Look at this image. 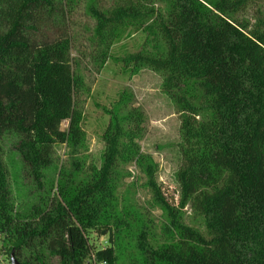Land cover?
I'll use <instances>...</instances> for the list:
<instances>
[{
	"label": "trees",
	"instance_id": "trees-1",
	"mask_svg": "<svg viewBox=\"0 0 264 264\" xmlns=\"http://www.w3.org/2000/svg\"><path fill=\"white\" fill-rule=\"evenodd\" d=\"M73 0H0V255L21 264H264V0H111L94 4V38L105 43L128 25L150 35L153 51L125 60L162 74L179 114L178 199L165 195L157 163L141 151L143 111L122 92L109 111L100 164L86 163L78 104L83 78L74 67ZM248 13L249 17L240 16ZM74 63V64H73ZM67 121L66 129L61 123ZM36 187L18 208L2 140ZM68 165H55V145ZM134 163L146 176L161 232L120 205L118 186ZM189 205L205 234L182 220ZM107 236L93 249L89 234Z\"/></svg>",
	"mask_w": 264,
	"mask_h": 264
},
{
	"label": "rangeland",
	"instance_id": "rangeland-1",
	"mask_svg": "<svg viewBox=\"0 0 264 264\" xmlns=\"http://www.w3.org/2000/svg\"><path fill=\"white\" fill-rule=\"evenodd\" d=\"M110 3L111 0H73L74 6L69 15L73 64L83 78L78 104L86 137V148L83 152L85 161L87 164H100L104 149L102 134L108 123L109 111L124 92L130 97L126 109L132 105L140 108L145 115L143 136L138 139L141 151L150 155L157 163L156 178L165 195L177 201L179 185L175 174L180 164L179 114L171 99L162 90V74L148 67L136 68L125 60L131 54L154 50L147 31L128 25L118 29V35L107 43L106 40L99 43L94 38L95 19L88 13V7L94 4L104 9ZM248 13L250 10L240 16L246 17ZM66 127L67 121H63L61 129ZM16 143L15 136H4L3 154L17 207L27 209L36 200V187L17 154ZM69 158L65 145H55L54 164L48 169V176L55 179V165H68ZM124 169L129 175L118 186L120 205L132 207L148 217L153 222L154 231L159 235L165 216L153 203L152 193L146 185V176L134 163L125 165ZM182 220L205 234L203 216L191 206L184 208ZM89 243L94 250L98 249L107 245V236L91 232ZM0 263L8 264L9 257L0 255Z\"/></svg>",
	"mask_w": 264,
	"mask_h": 264
},
{
	"label": "water",
	"instance_id": "water-1",
	"mask_svg": "<svg viewBox=\"0 0 264 264\" xmlns=\"http://www.w3.org/2000/svg\"><path fill=\"white\" fill-rule=\"evenodd\" d=\"M8 264H21L20 261L17 259L14 250H12L9 254V263Z\"/></svg>",
	"mask_w": 264,
	"mask_h": 264
},
{
	"label": "built area",
	"instance_id": "built-area-1",
	"mask_svg": "<svg viewBox=\"0 0 264 264\" xmlns=\"http://www.w3.org/2000/svg\"><path fill=\"white\" fill-rule=\"evenodd\" d=\"M88 260L93 264H106L104 261H96L94 253H91Z\"/></svg>",
	"mask_w": 264,
	"mask_h": 264
}]
</instances>
